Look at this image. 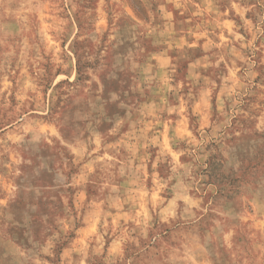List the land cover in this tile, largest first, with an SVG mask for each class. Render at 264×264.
<instances>
[{"label": "rangeland", "instance_id": "rangeland-1", "mask_svg": "<svg viewBox=\"0 0 264 264\" xmlns=\"http://www.w3.org/2000/svg\"><path fill=\"white\" fill-rule=\"evenodd\" d=\"M0 264H264V0H0Z\"/></svg>", "mask_w": 264, "mask_h": 264}]
</instances>
